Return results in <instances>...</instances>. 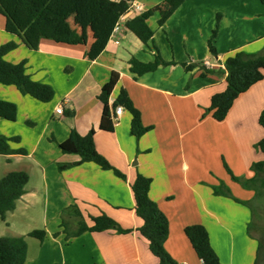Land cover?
<instances>
[{"label":"crops","instance_id":"1","mask_svg":"<svg viewBox=\"0 0 264 264\" xmlns=\"http://www.w3.org/2000/svg\"><path fill=\"white\" fill-rule=\"evenodd\" d=\"M112 1L128 7L137 1L145 12L168 8V0ZM53 4L68 15L71 28L81 36L77 44L43 39L38 49L29 48L21 36L6 30V18L0 14V46L17 43L5 60L25 62L34 81L54 90V98L44 103L14 85L0 83V100L17 106L15 121L0 117V135L19 137L18 142H10L11 148L26 151V155L0 154V178L15 171H24L30 178L16 209L0 222L6 223L7 236L26 237L33 231L13 234L17 217L28 226L39 223L47 232L42 242L33 238L40 244L36 258L30 257L28 245L26 264H160L138 231L143 220L136 214L132 190L138 174L152 180L149 197L168 219L165 249L177 263L202 264L185 233L190 226L202 225L223 264H257L260 240L252 231L251 202L259 189L248 191L231 181L228 187L233 195L228 190V197L217 196L212 185L220 178L213 177L215 172L222 174L212 170V163L218 169L227 164L236 177L256 176L252 165L264 159L255 148L264 139L259 124L264 80L235 101L224 121L215 120L207 109L212 97L227 88L225 60L229 56L239 51L264 54L261 0H184L163 26L155 12L147 23L162 59L173 64L142 76L131 71V59L149 62L156 52L126 27L127 22H120L123 14L100 30L96 0H55ZM206 9L209 24L202 27ZM138 15L142 14L134 13L130 19ZM219 16L218 54L212 55L208 41ZM116 23L121 31L113 36ZM114 73L119 77L109 105L122 91L128 93L143 126L149 128L140 138L132 134L133 116L126 109L113 123V131L101 129L99 96ZM73 130L82 136L93 130L97 151L126 180L94 163L60 169L81 159L59 148ZM226 173L231 176L227 169ZM72 206L79 208L89 226L93 225L90 217L106 214L133 231L85 232L67 240L62 222L68 223L71 232L78 224V219L64 213Z\"/></svg>","mask_w":264,"mask_h":264},{"label":"trees","instance_id":"2","mask_svg":"<svg viewBox=\"0 0 264 264\" xmlns=\"http://www.w3.org/2000/svg\"><path fill=\"white\" fill-rule=\"evenodd\" d=\"M55 0H0V14L6 18V30L9 33L21 36L29 48L38 49L43 39L53 40L57 43L74 45L80 42L81 36L71 28L68 22V15L63 10L54 6ZM100 9V15L96 25L102 30L112 18L117 22L118 18L124 14L128 6L112 0H96ZM184 0H168V8L162 10L155 8L142 15L135 16L127 21L126 27L133 32L137 38L149 49L155 50L154 60L142 62L132 58L131 71L137 75L152 73L162 65L173 63L165 62L154 42V32L147 23V20L155 12H159V24L163 26L170 16L183 4ZM264 4V0H261ZM218 17L216 28L208 41V48L212 55H217L215 45L219 22ZM114 29V28H113ZM113 32V30H112ZM17 48L16 42H10L0 46V83L4 85H14L22 94L31 96L40 102H50L54 98V90L51 86L34 81L26 72V63L11 64L5 60L8 52ZM190 69V66L187 67ZM225 68L228 73L227 88L222 93L215 94L211 99V105L207 112L212 113L215 120L224 121L233 107L235 101L244 93L248 92L255 84L264 80V54L250 55L239 51L229 56L225 60ZM118 74H113L110 81L104 85L99 99L103 103V116L101 129L111 132L114 129L112 111L119 106L126 109L133 116L132 134L140 138L149 128L143 126L141 115L137 111L126 91H122L118 99L109 105V98L117 84ZM70 115L69 113H67ZM0 117L8 121L17 119V106L13 103L0 100ZM259 124L264 129V110L262 111ZM95 132L92 130L88 135L82 136L73 130L69 138L59 144V148L64 154H76L80 156V161L74 164L61 166L60 169L70 166L81 165L83 163H94L102 170L113 171L114 174L126 180V176L120 170L101 155L95 145ZM19 137L8 138L0 135V154H22L26 155L24 149L14 150L10 142H18ZM255 148L264 155V139L255 144ZM232 180L244 187L256 188L254 182L258 177H262L259 187H264V159L253 163L252 170L256 176L250 180H244L232 174L226 166ZM29 175L24 171L10 172L0 178V221H5L7 214L16 209V204L25 193V187L29 182ZM152 180L144 175L138 174L132 185L136 201V214L143 220V225L138 229L140 234L148 241L151 253L159 259L160 264H179L165 249V243L169 237V222L166 215L160 210L158 205L149 197V190ZM258 189V187H257ZM218 194V192L216 191ZM70 217L78 219L77 229L70 231L68 223L62 222L66 239L79 237L85 232L100 233L114 230L119 234H128L133 230L123 229L113 218L102 214L90 217L93 222L89 226L77 206H72L64 212ZM194 251L202 264H223L219 256L213 249L207 229L202 225H193L185 230ZM47 236L45 230H34L28 237L35 238L41 242ZM57 236V234L55 235ZM260 252V247H259ZM28 257V243L25 236H5L0 237V264H26ZM259 257V254H258Z\"/></svg>","mask_w":264,"mask_h":264},{"label":"rangeland","instance_id":"3","mask_svg":"<svg viewBox=\"0 0 264 264\" xmlns=\"http://www.w3.org/2000/svg\"><path fill=\"white\" fill-rule=\"evenodd\" d=\"M208 12H209L208 9H206V11H204L202 13L203 16H202L201 20L206 16V14ZM204 22H206V23L202 24V27L209 24V22H207V16L204 18ZM212 165H213L212 170H215V171L221 170V174H222V176H221L222 178H221L219 175H216L217 172L214 173L213 178H215V180H217V178H220V179L217 180L218 184H216L217 183L216 182L214 185H212V190L214 191V194L216 193V191L218 192V194L216 193L217 196H220L222 198H226V197H228V190L231 193L234 192V191L230 190L231 189L230 187H228L229 183L231 181H233L231 179L232 177L228 176L224 166L222 168L220 167L218 169V168H216V164L214 166V163H212ZM225 165L227 166V164H225ZM242 179L247 180L245 178H242ZM227 182H228V184H227ZM261 182H262V177H258L257 181L254 182V184H256V186L259 189L258 194H256V192H255L257 190V187L256 188L252 187L251 186L252 184H250L249 187H244L241 184L239 185L243 189L255 192L256 198L251 202V208H252V212L254 214L253 222H252V231L257 235V237L260 240V252H259L257 264H264V187L263 188L259 187L261 185ZM233 186H235V184H233ZM232 195H233V193H232ZM23 221L24 220H21L19 217L13 219V224H14V227H13L14 229H12L13 234L18 233V232L27 233L28 230H30V231L31 230H33V231L34 230H44L39 223H35V224L33 223L31 226H28L25 223H23ZM21 222L23 223V225L21 224ZM8 234H9V231H7L6 223L0 222V236H3V235L7 236ZM27 236H26V240L29 243L28 245H30V257L36 258V253L40 247L39 241H37L33 238H29ZM228 245H229V243H228Z\"/></svg>","mask_w":264,"mask_h":264},{"label":"built area","instance_id":"4","mask_svg":"<svg viewBox=\"0 0 264 264\" xmlns=\"http://www.w3.org/2000/svg\"><path fill=\"white\" fill-rule=\"evenodd\" d=\"M134 13H139V14H143L145 13V8L142 4L138 3L137 1H133L132 3H130L127 11L123 14V16L120 19V22H127L130 19V16ZM121 31V24L120 23H116L112 35H116V33H119ZM118 43V42H116ZM62 109L60 108L59 111H61ZM124 111V108L119 106L115 109V114L112 117L113 123H118L120 116L122 115Z\"/></svg>","mask_w":264,"mask_h":264}]
</instances>
